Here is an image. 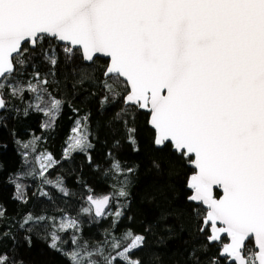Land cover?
Instances as JSON below:
<instances>
[{
	"label": "snow or ice",
	"instance_id": "snow-or-ice-1",
	"mask_svg": "<svg viewBox=\"0 0 264 264\" xmlns=\"http://www.w3.org/2000/svg\"><path fill=\"white\" fill-rule=\"evenodd\" d=\"M59 65L71 67L75 83L100 91V109L119 104L110 123L123 127L133 151L140 150L137 116L146 113L152 146L190 167L182 191L195 223L189 264H264V0H0V112L31 94L23 115L43 113L42 127L53 128L64 107L49 91ZM72 111L62 158L84 153L92 164L91 113ZM39 140L16 141L24 164L33 163ZM120 146L115 140L113 148ZM107 156L118 186L103 195L89 189L80 209L89 224L108 221L102 239H84L82 222L68 215L57 221L29 213L20 225L31 231L49 222L48 247L67 264H144L137 253L147 229H120L136 169ZM34 162L38 172L9 178L16 199L28 202L19 182L25 175L71 195L61 178L46 175L60 163L52 153ZM39 195L51 199L43 189ZM0 264L23 262L0 251Z\"/></svg>",
	"mask_w": 264,
	"mask_h": 264
},
{
	"label": "trees",
	"instance_id": "trees-1",
	"mask_svg": "<svg viewBox=\"0 0 264 264\" xmlns=\"http://www.w3.org/2000/svg\"><path fill=\"white\" fill-rule=\"evenodd\" d=\"M97 63L103 65L106 61L100 59ZM56 73L55 80L58 83L50 86L49 91L64 100V107L53 128L42 127L48 121L43 113L29 109V114L23 115L27 101L34 102L31 94H26L24 102L10 101L9 109L0 113V208L4 212L3 218H0V233L6 231L9 237L0 240V251L8 252L23 264H67L58 252L48 247L49 241L45 237L51 231L49 222L32 225L31 231H26L27 225L20 227L29 213L55 217L57 221L65 215L78 218L85 229L84 239L90 243L102 239L101 233L108 227V221L89 224L91 218L79 214V209L87 206L89 189L96 195H103L114 191V183L118 186L117 178L109 171L107 153L112 152L125 167L136 169L128 176L129 196L125 218L120 224L121 231L130 228L142 233L147 229L146 247L137 253L144 264H189L188 252L195 237V223L187 210L182 191L190 167L174 162L167 152L157 151L152 146V130L146 123L145 113L138 114L134 125L137 127L140 150L133 151L132 146L126 142L123 127L110 123V117L118 110L119 104L109 109H100L96 97L101 93L97 88L90 87L88 83H75L70 66L59 65ZM73 108L80 110V116L91 113L89 123L94 144L90 150L92 164L88 163L84 153H76L70 160L62 158L77 118ZM34 136L40 137V140L36 144V153L29 157L33 163L24 164L21 156L23 150L16 141L25 143ZM117 139L121 146L114 149L113 144ZM41 152H50L60 161L46 175L53 181L61 178L71 195L64 196L52 185L42 184L38 175H25L19 180L26 186L28 202L24 203L15 198V186L9 178L32 169L38 172L34 157ZM153 161L160 163V169L153 166ZM41 189L47 191L51 199L40 196ZM61 235L67 239L71 233ZM29 236L31 245L26 240Z\"/></svg>",
	"mask_w": 264,
	"mask_h": 264
},
{
	"label": "water",
	"instance_id": "water-1",
	"mask_svg": "<svg viewBox=\"0 0 264 264\" xmlns=\"http://www.w3.org/2000/svg\"><path fill=\"white\" fill-rule=\"evenodd\" d=\"M101 60H105L106 61V58H103V57H101L100 58ZM4 111H2V112H0V113H3ZM146 114V113H145ZM151 129V128H150ZM152 130V129H151Z\"/></svg>",
	"mask_w": 264,
	"mask_h": 264
},
{
	"label": "rangeland",
	"instance_id": "rangeland-1",
	"mask_svg": "<svg viewBox=\"0 0 264 264\" xmlns=\"http://www.w3.org/2000/svg\"><path fill=\"white\" fill-rule=\"evenodd\" d=\"M82 208V207H81ZM80 210V209H79ZM79 214H83V213H81V211H79ZM84 215V214H83ZM85 216V215H84Z\"/></svg>",
	"mask_w": 264,
	"mask_h": 264
},
{
	"label": "bare ground",
	"instance_id": "bare-ground-1",
	"mask_svg": "<svg viewBox=\"0 0 264 264\" xmlns=\"http://www.w3.org/2000/svg\"><path fill=\"white\" fill-rule=\"evenodd\" d=\"M102 221V220H101Z\"/></svg>",
	"mask_w": 264,
	"mask_h": 264
}]
</instances>
